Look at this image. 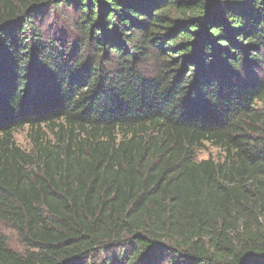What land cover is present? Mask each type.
I'll use <instances>...</instances> for the list:
<instances>
[{"label": "trees", "instance_id": "obj_1", "mask_svg": "<svg viewBox=\"0 0 264 264\" xmlns=\"http://www.w3.org/2000/svg\"><path fill=\"white\" fill-rule=\"evenodd\" d=\"M0 221V264H264V0H0Z\"/></svg>", "mask_w": 264, "mask_h": 264}, {"label": "rangeland", "instance_id": "obj_2", "mask_svg": "<svg viewBox=\"0 0 264 264\" xmlns=\"http://www.w3.org/2000/svg\"><path fill=\"white\" fill-rule=\"evenodd\" d=\"M58 17V16H55ZM46 20V25L51 23L52 21V14H49ZM65 22V20L62 21L61 18V26ZM52 24V23H51ZM47 140H50L51 142H54V136H52L50 133H47ZM16 144L18 147L22 148L24 151L30 153V151L33 150L32 148V140L30 135V130L25 129L17 132L15 134L14 138ZM199 157L201 159H207L209 157L218 159L220 157V153L216 148H212L210 145H208L200 154ZM0 233L3 234L6 239L9 241V245L12 249H15L17 251H22L23 244L21 240H19L18 234L14 229L9 228L4 222L0 221Z\"/></svg>", "mask_w": 264, "mask_h": 264}]
</instances>
